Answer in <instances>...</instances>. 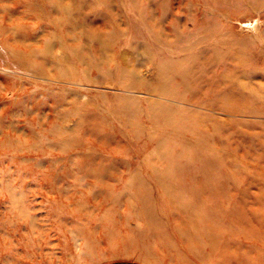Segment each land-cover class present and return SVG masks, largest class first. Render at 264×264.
Listing matches in <instances>:
<instances>
[{
    "label": "rangeland",
    "instance_id": "obj_1",
    "mask_svg": "<svg viewBox=\"0 0 264 264\" xmlns=\"http://www.w3.org/2000/svg\"><path fill=\"white\" fill-rule=\"evenodd\" d=\"M0 264H264V0H0Z\"/></svg>",
    "mask_w": 264,
    "mask_h": 264
},
{
    "label": "bare ground",
    "instance_id": "obj_2",
    "mask_svg": "<svg viewBox=\"0 0 264 264\" xmlns=\"http://www.w3.org/2000/svg\"><path fill=\"white\" fill-rule=\"evenodd\" d=\"M59 7V13L62 15V18H64V16H67V10H66V8H64V7H62V6H58ZM53 8V7H52ZM48 9V11L46 12V14H48V16H49V14H50V12H51V15H52V12H54L53 11V9ZM47 78V77H46ZM226 97V96H225ZM229 98V97H228ZM191 106H193V105H191Z\"/></svg>",
    "mask_w": 264,
    "mask_h": 264
}]
</instances>
